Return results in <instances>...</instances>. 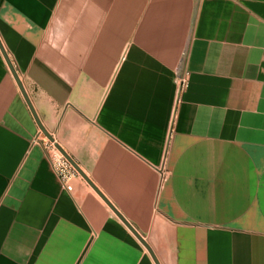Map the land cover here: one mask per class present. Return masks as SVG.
I'll return each mask as SVG.
<instances>
[{
  "label": "crops",
  "instance_id": "crops-1",
  "mask_svg": "<svg viewBox=\"0 0 264 264\" xmlns=\"http://www.w3.org/2000/svg\"><path fill=\"white\" fill-rule=\"evenodd\" d=\"M0 44L159 264H264V0H0ZM49 143L0 51V264H155Z\"/></svg>",
  "mask_w": 264,
  "mask_h": 264
},
{
  "label": "water",
  "instance_id": "water-1",
  "mask_svg": "<svg viewBox=\"0 0 264 264\" xmlns=\"http://www.w3.org/2000/svg\"><path fill=\"white\" fill-rule=\"evenodd\" d=\"M0 51L6 61V64L10 70V72L12 73L16 83H17V86L22 94V96L24 97L31 113H32V116L41 132V134L49 141L51 142L54 147L62 154V156L70 163V165L74 168V170L101 196V198L105 201V203L109 206V208L114 212V214L121 220V222L132 232V234L137 238V240L142 244V246L148 251V253L150 254L151 258L153 259L154 263L155 264H159L156 257L154 256L152 250L150 249V247L147 245V243L143 240L142 237H140L136 232L135 230L124 220V218L112 207V205L98 192V190L93 186V184L90 182V180L85 176V174L78 168V166L75 164V162H73L71 160V158L62 150V148L54 141L53 137L44 129V127L42 126L40 120L38 119L33 107H32V104L30 103L25 91H24V88L21 84V82L19 81L7 55L5 54L1 44H0Z\"/></svg>",
  "mask_w": 264,
  "mask_h": 264
},
{
  "label": "built area",
  "instance_id": "built-area-1",
  "mask_svg": "<svg viewBox=\"0 0 264 264\" xmlns=\"http://www.w3.org/2000/svg\"><path fill=\"white\" fill-rule=\"evenodd\" d=\"M179 92L184 91L186 88L185 80H179ZM48 147V156L50 159V163L53 171L57 175L60 184L64 190L67 192L72 191V187L70 184L71 178L74 176L76 171L70 165V163L62 156V154L53 146L52 143L47 145Z\"/></svg>",
  "mask_w": 264,
  "mask_h": 264
}]
</instances>
